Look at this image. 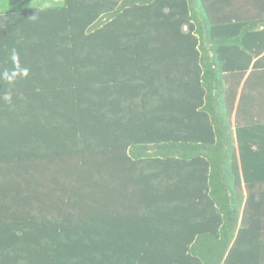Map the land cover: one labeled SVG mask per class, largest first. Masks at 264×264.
<instances>
[{
    "label": "trees",
    "instance_id": "trees-1",
    "mask_svg": "<svg viewBox=\"0 0 264 264\" xmlns=\"http://www.w3.org/2000/svg\"><path fill=\"white\" fill-rule=\"evenodd\" d=\"M262 10L245 24L240 0L2 9L0 73L16 49L29 75L0 77V264H39L23 251L38 227L151 243L166 262L149 264H259L264 122L232 118ZM63 199L90 225L78 235L46 214Z\"/></svg>",
    "mask_w": 264,
    "mask_h": 264
},
{
    "label": "crops",
    "instance_id": "crops-1",
    "mask_svg": "<svg viewBox=\"0 0 264 264\" xmlns=\"http://www.w3.org/2000/svg\"><path fill=\"white\" fill-rule=\"evenodd\" d=\"M63 2L64 0H0V11L2 9L57 7L61 6ZM263 6L264 0H240L241 12L248 15L247 17L242 16V23L249 24L255 18L256 22L260 23ZM261 31H264V26H258L254 33H245L246 38L250 39V45H261V41L264 39V34H261ZM236 82L237 79L234 83L230 82V86L236 88ZM238 83L233 123L236 120L240 124L264 122V52L254 59L246 74L239 77ZM241 100L242 103L239 105ZM49 183L52 184L50 179H48ZM63 200L65 203L59 202L55 208L51 209L53 212L49 211L46 214L56 218L54 226L71 228L74 231L73 234L78 235L77 231H82L79 230L80 228L84 229L90 225L87 226L86 223L76 220L75 222L78 223L74 224L72 217L74 215L82 217L83 214L80 208H68L66 199ZM70 210L74 215L70 214ZM100 229L97 228L95 231H101ZM51 234L52 230L45 227H38L32 231V243L23 250L29 251L26 253H31V262L39 264H149L157 260L164 262L166 259L160 255V258H154L151 255L143 254L148 246H151V243H107V240H103L102 243H90V239H85L80 234L78 235L81 237L80 243H54ZM36 238L39 243H35ZM124 249L128 250L126 254L123 252ZM259 264H264V256L259 260Z\"/></svg>",
    "mask_w": 264,
    "mask_h": 264
},
{
    "label": "clouds",
    "instance_id": "clouds-1",
    "mask_svg": "<svg viewBox=\"0 0 264 264\" xmlns=\"http://www.w3.org/2000/svg\"><path fill=\"white\" fill-rule=\"evenodd\" d=\"M19 55L16 49L11 50V61L14 65L12 69H4L2 73H0V77L3 80L7 81L10 85L13 84L15 81L21 78H25L29 75V70L26 67H21L18 63Z\"/></svg>",
    "mask_w": 264,
    "mask_h": 264
}]
</instances>
